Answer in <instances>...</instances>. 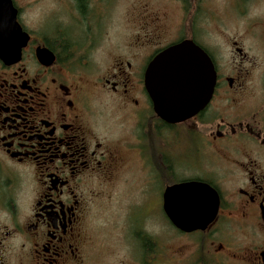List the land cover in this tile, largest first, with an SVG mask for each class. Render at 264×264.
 I'll use <instances>...</instances> for the list:
<instances>
[{
    "label": "flooded vegetation",
    "instance_id": "1",
    "mask_svg": "<svg viewBox=\"0 0 264 264\" xmlns=\"http://www.w3.org/2000/svg\"><path fill=\"white\" fill-rule=\"evenodd\" d=\"M19 1L11 0L27 39L18 56L0 59V264L101 263L89 203L114 180L131 189L126 264H264V0L134 6L135 35L102 54L118 0H34L52 8L32 24ZM219 12L225 49L206 36ZM183 41L208 55L215 86L202 112L171 124L155 115L144 78L155 56ZM192 182L215 192L217 211L184 232L164 196ZM173 211L186 217L177 201ZM157 213L167 238L160 246L146 230Z\"/></svg>",
    "mask_w": 264,
    "mask_h": 264
},
{
    "label": "water",
    "instance_id": "2",
    "mask_svg": "<svg viewBox=\"0 0 264 264\" xmlns=\"http://www.w3.org/2000/svg\"><path fill=\"white\" fill-rule=\"evenodd\" d=\"M26 39L27 35L16 22L11 0H0V59L18 56ZM215 79L213 64L203 49L191 41H183L153 58L146 69L144 83L155 115L174 124L192 119L205 109L211 100ZM173 193L177 196L168 197ZM174 201L183 206L184 219L176 217L179 211H173ZM164 209L174 227L191 232L215 217L217 197L205 184L185 183L166 190Z\"/></svg>",
    "mask_w": 264,
    "mask_h": 264
},
{
    "label": "rangeland",
    "instance_id": "3",
    "mask_svg": "<svg viewBox=\"0 0 264 264\" xmlns=\"http://www.w3.org/2000/svg\"><path fill=\"white\" fill-rule=\"evenodd\" d=\"M20 5L26 6L25 9V19L30 24L36 20V16L40 11L46 12L50 11L52 8L51 2H47L41 7H34V0H20ZM166 0H118L114 5L113 13L108 16L107 23L104 24L102 29L103 36L106 39L105 45H103V50L101 54L109 53L113 50L114 45L112 42H123V39L130 38L135 35L137 29L136 24L131 19V9L136 6V9L141 11L147 9L148 11H157L164 9L166 6ZM219 18H222L217 26H208L206 33L207 37L215 43L225 46V39L227 37V23L226 14L224 12L218 13ZM54 20L53 15L48 16ZM173 22L164 21L160 22L157 31L160 33L169 30V23ZM46 24H49L47 21ZM204 32V31H203ZM165 39L160 40V42H165ZM224 43V44H223ZM158 44V45H157ZM157 47H163V43H155ZM225 49V48H224ZM100 53V52H99ZM107 61V57H104V62ZM131 191L129 187L119 185L117 180L101 185L100 189L96 190V194L90 199L89 203V214H88V225L89 232H91L96 238L97 242H101V263L96 264H126L125 256H127V247L124 246V234L127 230V223L122 215L124 208H126V196ZM156 217L158 221H147L146 230L153 234L154 240L162 244V240H167L164 236V222L157 213ZM130 222H135L133 217L130 218ZM138 223L139 220H136ZM124 231V232H123ZM101 235V236H100ZM157 252L154 253L155 258L160 257L159 248L156 249ZM160 260V259H159ZM155 264H163L162 262H155Z\"/></svg>",
    "mask_w": 264,
    "mask_h": 264
},
{
    "label": "bare ground",
    "instance_id": "4",
    "mask_svg": "<svg viewBox=\"0 0 264 264\" xmlns=\"http://www.w3.org/2000/svg\"><path fill=\"white\" fill-rule=\"evenodd\" d=\"M95 116V115H94Z\"/></svg>",
    "mask_w": 264,
    "mask_h": 264
}]
</instances>
